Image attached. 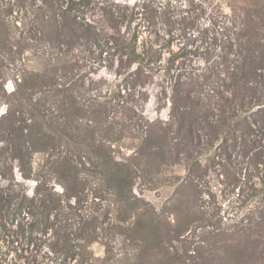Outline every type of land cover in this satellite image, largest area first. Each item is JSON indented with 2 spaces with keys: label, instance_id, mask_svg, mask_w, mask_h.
Here are the masks:
<instances>
[{
  "label": "rangeland",
  "instance_id": "rangeland-1",
  "mask_svg": "<svg viewBox=\"0 0 264 264\" xmlns=\"http://www.w3.org/2000/svg\"><path fill=\"white\" fill-rule=\"evenodd\" d=\"M254 22L264 0H0V264H264Z\"/></svg>",
  "mask_w": 264,
  "mask_h": 264
},
{
  "label": "trees",
  "instance_id": "trees-1",
  "mask_svg": "<svg viewBox=\"0 0 264 264\" xmlns=\"http://www.w3.org/2000/svg\"><path fill=\"white\" fill-rule=\"evenodd\" d=\"M246 32L250 34L253 39V51L257 52V54H254V52H250L245 55L246 60L248 63L243 61V66L240 69H250L251 72L254 71L253 68L259 67L264 68V25L260 26V24L254 23H248L245 28Z\"/></svg>",
  "mask_w": 264,
  "mask_h": 264
}]
</instances>
